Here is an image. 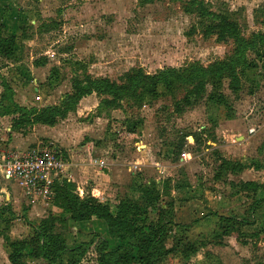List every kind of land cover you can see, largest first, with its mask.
Listing matches in <instances>:
<instances>
[{
	"label": "rangeland",
	"instance_id": "374dc122",
	"mask_svg": "<svg viewBox=\"0 0 264 264\" xmlns=\"http://www.w3.org/2000/svg\"><path fill=\"white\" fill-rule=\"evenodd\" d=\"M195 2L217 14H228L247 39L264 33V0H0V25L6 17L7 32L22 46L19 59L0 60V111L12 110L4 100L9 95L6 84L13 90L16 104L43 109L59 105L72 92L75 78L90 76L126 85L128 77L140 71L155 76L168 68H208L230 62L234 43L204 35L194 14ZM248 55L256 69L241 77V91L234 94L230 80L225 77L222 81L232 114L211 106L208 98L177 114L176 102L190 90L180 84L174 90H162L154 99L128 98L121 109L99 108L102 98L94 94L81 101L66 120L45 130L48 132L24 128L23 134L34 132L42 138L39 143L50 142L58 151L87 146L89 152L94 151L93 157L102 159L116 156L120 161L133 162L137 159L134 153L150 150V164L165 166L161 182L172 181L161 206L166 208L168 202H174L168 217L180 225L167 242V250L186 239L199 247L192 257L170 255L161 264H264V206L252 213V194L241 193L238 187L242 182L264 184V70L254 53ZM228 113L233 120L227 118ZM134 124L139 125L136 137L121 138L125 128ZM181 143L182 153L172 155L175 150L171 149ZM184 153L187 159H183ZM222 160L249 169L226 173L218 180ZM158 176L157 169L151 167L135 182H150ZM77 180L82 188L87 187L84 178L77 176ZM121 192L116 191L113 199L108 197L114 212L127 194ZM259 196L264 198V193ZM215 214L237 216L253 225L237 227L229 236L217 239ZM151 215L152 220L158 219L157 211ZM18 216L8 239L22 240L30 234L28 223L20 219L22 213ZM43 216L49 214L29 215V222ZM58 231L70 248L88 240L92 232L108 236L102 221L70 223ZM0 264H10L3 235Z\"/></svg>",
	"mask_w": 264,
	"mask_h": 264
},
{
	"label": "trees",
	"instance_id": "16d2710c",
	"mask_svg": "<svg viewBox=\"0 0 264 264\" xmlns=\"http://www.w3.org/2000/svg\"><path fill=\"white\" fill-rule=\"evenodd\" d=\"M194 7V14L198 16L206 37L217 36L221 43H234V57L230 62L215 64L208 68L200 65L185 70L168 68L155 76L140 71L130 75L126 85L107 79H93L90 76L83 80L75 78L72 81V92L65 96L59 105L43 109H30L16 104L14 92L6 84L9 95H6L4 100L12 110L7 111L5 108V111H0V115L9 113L17 117L13 124L14 131L36 125L55 127L60 121L66 120L70 114L76 112L81 101L94 94L102 98L99 108L121 109L128 98L154 99L162 94V90H174L175 86L180 84L190 90L183 100L176 102L177 114H184L187 108L199 105L205 98H208L211 106L225 108L232 114V107L223 93V78L230 80L231 91L238 94L242 89L241 77L247 71L256 69L249 61L250 52L261 60L264 70V33L254 34L247 39L243 36L240 26L228 14L212 12L201 2H195ZM3 19L4 22L0 25V60H17L22 46L18 44L15 36L9 35L5 23L6 17ZM211 84L212 92L209 93ZM139 92L141 93L138 96ZM231 114L228 113L229 120L234 119ZM138 127V124H134L132 128H125L127 132H122L120 137L135 138ZM183 148L184 143L174 147V155H180ZM221 162L218 180H223L226 173L236 174L238 171L249 169L234 161ZM252 167L255 165L253 164ZM171 183V180L161 183L135 182L130 191L120 199L119 206L114 212L109 204L102 203L98 198L88 195L82 198L73 182L56 181L53 187V210L50 211L49 216L34 222H29L27 215L24 216L23 219L30 229V234L25 239H8L11 220H4L0 213V223L6 224V228L0 230V236L3 235L5 239L9 263L31 264L30 261L34 260L46 264H85V261L92 264H161L170 255L192 257L199 252V247L191 240L186 239L184 243L177 242L172 250L166 248L175 229L180 227L168 217V209L174 206V202H168L166 208L161 206ZM238 187L241 193L248 196L252 194L250 196L253 200L252 213L262 209L264 198H259V195L264 193V184L242 182ZM153 211H157L159 215L156 221L151 217ZM11 216L12 220L19 219V216H15L12 212ZM213 217L218 223L214 232L217 239H224L232 233V229H238L237 227L240 229L253 225L237 216L215 214ZM92 221L104 222L107 225L108 236L100 232H92L88 240L70 248L65 236L58 231V227L64 229L70 223L83 224ZM186 228L190 229L189 226Z\"/></svg>",
	"mask_w": 264,
	"mask_h": 264
},
{
	"label": "crops",
	"instance_id": "0c3cea01",
	"mask_svg": "<svg viewBox=\"0 0 264 264\" xmlns=\"http://www.w3.org/2000/svg\"><path fill=\"white\" fill-rule=\"evenodd\" d=\"M83 101L86 100L84 99ZM16 118L17 117L15 115L9 113L4 116L0 115V160L4 157H8L11 153L24 155L30 149L35 148L37 143L38 145H47L50 143H39L42 138L34 132H37L39 129H44L43 132H48L45 130L52 129L53 127L36 125L29 128L31 131L34 129V132L26 135V133L23 134L24 130L22 129L19 131L13 130V124ZM139 141L135 143L139 148H142V143ZM58 149L63 154L69 166V174L72 176V180L70 182H76L78 185V193L83 194H80V196H92L100 199L101 202L105 204H109L107 203L109 201L108 197L113 199L116 191L119 189L122 190V192L126 191L125 194L128 193L134 186L135 181L138 179L137 176L146 172L147 169L151 167H155L157 169V175L159 174L160 176V178H158L159 176L157 178L154 177L153 181L161 183L162 176H165V166L163 167L160 163H156L155 165L154 163L150 164V150H148V152L145 151L144 153L138 150L140 151V154L134 153L137 159L133 162H129L128 160L120 161V159H117L116 156L106 157L105 159L98 157L95 158L93 157L94 151L91 150L89 152L87 146L81 149L75 148L74 150H67L68 152L66 150L64 152V150H61L60 148ZM146 149L147 146L144 150ZM173 149L174 148H172L171 151H173ZM113 153L116 154V151H113ZM172 155H174L173 152ZM96 160L105 161L106 167L101 169L94 163ZM124 173L125 178H123ZM77 176L80 179H85V182L88 183L87 187L82 188L80 186L81 184L79 185L77 182ZM145 183L148 182L146 181ZM126 188L128 189L126 190ZM111 201L113 202V200ZM51 210H53V200H45L40 197L25 194L23 190H21L17 185L6 180L0 173V213H2V218L4 220H11L12 225L18 219L12 220L13 218L11 216V212L17 217L19 213H22L23 217H21V219L24 220L23 218L26 215L27 218L30 219L29 215L38 213L47 215ZM46 217L43 216L42 218L44 219ZM31 222L34 221L32 220ZM5 228L6 224L0 223V230L2 231Z\"/></svg>",
	"mask_w": 264,
	"mask_h": 264
},
{
	"label": "built area",
	"instance_id": "2783aa9c",
	"mask_svg": "<svg viewBox=\"0 0 264 264\" xmlns=\"http://www.w3.org/2000/svg\"><path fill=\"white\" fill-rule=\"evenodd\" d=\"M182 157L187 159V154ZM94 163L101 169L106 167L105 161L96 160ZM0 173L25 194L45 200L54 198L56 181L72 180L66 159L54 145H39L24 155L9 154L0 160Z\"/></svg>",
	"mask_w": 264,
	"mask_h": 264
}]
</instances>
